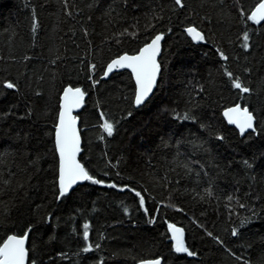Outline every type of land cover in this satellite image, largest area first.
Returning a JSON list of instances; mask_svg holds the SVG:
<instances>
[{"label": "trees", "instance_id": "16d2710c", "mask_svg": "<svg viewBox=\"0 0 264 264\" xmlns=\"http://www.w3.org/2000/svg\"><path fill=\"white\" fill-rule=\"evenodd\" d=\"M259 1L0 0V245L28 233V264H264V24L247 19ZM157 35L160 78L135 109L127 72L101 76ZM67 86L84 93L79 162L92 179L61 196ZM235 105L253 134L225 126ZM172 224L192 255L172 246Z\"/></svg>", "mask_w": 264, "mask_h": 264}, {"label": "snow or ice", "instance_id": "6c2138e0", "mask_svg": "<svg viewBox=\"0 0 264 264\" xmlns=\"http://www.w3.org/2000/svg\"><path fill=\"white\" fill-rule=\"evenodd\" d=\"M176 4L180 5L181 0H175ZM249 20H253L256 23H259L261 20H264V2L260 3L255 11L252 12L250 16L247 17ZM187 33L192 36L194 40H203L204 37L202 34L197 31L194 27H188L186 29ZM162 39L160 35H157L152 39L151 43L146 44L139 50V54L135 56H121L119 59L112 61L108 65V71H112L114 66L119 67H128L132 69L133 74L136 78L137 90L135 96V103L137 106L141 105L149 93L152 91L153 85L156 82L157 73L159 72V64L157 63L156 57L160 50L159 41ZM244 40H248V34H244ZM244 47L247 48L248 44L245 43ZM107 75V73H105ZM231 76V74H228ZM233 86L237 89H240L241 92H249L247 87H242L239 78H236L233 81ZM7 88H14L15 85L12 83L6 84ZM72 94L77 98H81L84 93L80 88H66L65 97L69 94ZM225 116L228 117L229 123L236 124L241 133L246 129L253 128V115L247 108L241 109L239 105L236 107L228 109L225 113ZM189 117L185 115L183 119H188ZM73 121H65V113L61 111L60 113V124L57 127L56 131V148L60 154V195L63 196L67 193L68 189L76 183L79 179H92L85 169L76 162L75 154L79 151L78 148V138L75 135V130L72 127ZM103 128L108 133L112 135L113 125L111 123L105 122ZM247 163V162H245ZM93 183H102L101 181L93 180ZM115 187V185H110ZM139 196L140 194L137 193ZM231 199V197H229ZM141 206H143L144 201L141 198ZM243 207V205H241ZM244 222L242 221V224ZM87 228V225H85ZM169 228L173 231V240L175 241V250L177 252H188V249L184 246L183 240L181 238L182 230L175 228L173 225H169ZM236 229H233V235H236ZM28 233H25L23 237H18L16 235H10L4 240L3 244L0 245V264H25L26 258V249H25V240ZM87 232H85V239H87ZM209 235H211L209 233ZM85 251H88L85 248ZM189 255L193 253L188 252ZM149 264H160V262L154 261L149 262Z\"/></svg>", "mask_w": 264, "mask_h": 264}, {"label": "water", "instance_id": "95a60500", "mask_svg": "<svg viewBox=\"0 0 264 264\" xmlns=\"http://www.w3.org/2000/svg\"><path fill=\"white\" fill-rule=\"evenodd\" d=\"M264 2V0H261L259 1L255 7L253 8V10L250 12L249 16L252 14L253 11L256 10V8L258 7V5L260 3ZM253 21V20H252ZM256 25H262L264 24V20H261L259 23H256L255 21H253ZM193 27V26H191ZM195 28V27H194ZM197 29V28H196ZM197 31H199L201 34L202 32L200 30L197 29ZM187 33V31H186ZM188 34V33H187ZM203 35V34H202ZM188 37L190 38V40L194 43L196 42H199L200 40H194L192 38V36H190L188 34ZM155 37H153L152 39H154ZM152 39L148 42V43H151ZM147 43V44H148ZM162 43H163V38L159 41V52L157 54V57H156V60H157V63L159 64V72L157 73V77H156V82L155 84L153 85V88H152V91L149 93L148 97H146L145 101L137 106L136 103H135V96H136V90H137V84H136V78H135V75L133 74L132 72V69L131 68H128V67H119V66H114L112 71H108V65L112 63V61L114 60H117L119 59L121 56H135V55H138L139 54V50L142 48H140L135 54H121V55H118L117 57L113 58L111 61H109L107 63V65L105 66L104 68V71H103V74L101 76V80H108L113 74H116V73H119V72H127L130 77H131V80H132V83H133V86H134V97H133V106L135 109H139L141 107H143L148 101L149 99L151 98V96L153 95L156 87H157V84H158V81H159V78H160V74H161V67H160V63H159V59H160V56H161V52H162ZM146 45V44H145ZM144 45V46H145ZM143 46V47H144ZM105 73H107V75H105ZM66 88H72L70 86H67L63 89L61 95H60V98H59V105H58V116H57V121H56V126H55V129H54V148H55V154L57 156V160H58V168H57V184H58V187L60 189V154L56 148V131H57V127L59 126L60 124V113L61 111H64L65 113V121H73L74 120V123L72 124V127L74 128L75 130V135L76 137L78 138V148H79V151L76 152L75 154V160L78 164H80L82 166V164L79 162V157L82 153V142H81V137H80V127H79V120H78V113L80 112L83 104H84V98L83 96L81 98H79V100L77 101V98L75 96H73L71 93L65 97V89ZM73 90L75 88H72ZM82 91V90H81ZM237 105L235 106H230V107H227L225 108L222 112H221V119L223 120L225 126H227L228 128H232L234 129L237 134L240 136V137H244L245 135L247 134H253L255 131H253L252 129H246L243 133H241L240 131V128L234 124V123H229V119L227 116L224 115V113L230 109V108H233V107H236ZM240 106V105H239ZM241 109H244L246 107H241ZM248 109V108H247ZM250 112V111H249ZM252 113V112H251ZM253 115V113H252ZM255 126H256V119L253 115V128L255 129ZM83 167V166H82ZM85 181V179H79L76 181L75 184H73L67 191V193L65 194H69L71 193L73 190H75L77 187H79L80 185H82V183ZM175 228H178V229H181L182 230V233L180 234L181 235V238L183 240V243H184V246H185V233L183 231V229L180 227V226H176V225H173ZM24 236V235H23ZM23 236H18V237H23ZM168 236H169V241L172 243V245L175 247V241L173 240V231L172 229L168 228ZM7 239V238H6ZM5 239V240H6ZM27 241H28V235H27V238L25 240V249H26V258H25V264L28 263V251H27ZM3 244V243H2ZM159 261L161 263V259H155V260H143V261H140L138 264H149V262H154V261Z\"/></svg>", "mask_w": 264, "mask_h": 264}, {"label": "bare ground", "instance_id": "6f19581e", "mask_svg": "<svg viewBox=\"0 0 264 264\" xmlns=\"http://www.w3.org/2000/svg\"><path fill=\"white\" fill-rule=\"evenodd\" d=\"M253 10V9H252ZM73 88V87H72Z\"/></svg>", "mask_w": 264, "mask_h": 264}]
</instances>
